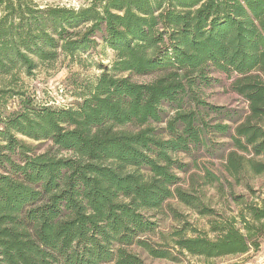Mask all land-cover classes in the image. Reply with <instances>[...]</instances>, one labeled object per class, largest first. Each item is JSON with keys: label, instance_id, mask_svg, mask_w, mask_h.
<instances>
[{"label": "trees", "instance_id": "trees-1", "mask_svg": "<svg viewBox=\"0 0 264 264\" xmlns=\"http://www.w3.org/2000/svg\"><path fill=\"white\" fill-rule=\"evenodd\" d=\"M0 12V108L6 95H23L13 89L21 74L61 55L101 42L115 54L76 107L23 101L1 121L0 264H143L135 247L152 258L174 261L176 251L211 261L259 248L264 198L247 201L234 189L255 194L252 182L264 180V0H92L78 9L0 0ZM210 68L234 77L248 102L244 118L203 100ZM156 74L147 84L131 80ZM164 122L167 138L150 126ZM195 151L223 159V173L204 168L186 190L176 170L188 165L175 156ZM209 185H227L237 215L213 223L214 238L181 229L179 250L154 246L147 236L158 224L147 212L176 199L212 216L195 189Z\"/></svg>", "mask_w": 264, "mask_h": 264}, {"label": "rangeland", "instance_id": "rangeland-1", "mask_svg": "<svg viewBox=\"0 0 264 264\" xmlns=\"http://www.w3.org/2000/svg\"><path fill=\"white\" fill-rule=\"evenodd\" d=\"M40 8L47 7H61L78 9L88 6L92 0H33ZM0 12V17H1ZM115 59L113 51L99 43V46L87 53H78L75 57L61 55L56 62L48 66L39 67L32 76L20 75L18 85L13 88L15 91H21L23 95L14 96L8 94L2 99L5 104L0 108V130L2 128L1 121L13 112L20 111L21 103L23 101H31L36 108L48 106L53 109L73 108L80 104L93 90L96 80L104 72L109 70ZM121 76V75H120ZM128 77V74H122ZM235 76V75H233ZM131 80L137 83H151L158 75L149 76H131ZM209 77L212 82L208 86L200 89L203 100L214 106L225 107L231 112H236L233 115L234 120L244 118L248 113V102L233 88L234 77L230 78L227 74L215 71L213 68L209 70ZM1 97V96H0ZM164 113L167 117L174 114V110L165 104ZM226 112L221 116L224 123H231L227 120ZM155 128L156 133L167 138L166 122L161 124L151 123ZM147 127V126H145ZM143 127V128H145ZM129 131H139L132 125L124 128ZM25 142L30 140L26 137L19 136ZM228 142L227 139L219 141ZM48 143L40 145L41 151L48 147ZM229 148V146H226ZM218 154L222 151L218 150ZM62 155L68 156L66 152ZM176 159L188 165V173L176 170L178 175L182 178V187L190 190L191 175L202 176L203 169L207 168L212 172L221 175L223 173V164L225 161L218 157L209 158L204 155L202 151L192 152L189 154H177ZM244 183L246 180L243 181ZM255 194L245 190L244 187H236L234 189L235 195H243L245 200L259 201L264 198V180L257 179L252 182ZM222 192L213 185L206 187H195L196 194L203 197L204 203L214 210V215H200L196 211L182 206L176 199L166 202L161 210L147 212L148 216H153L154 221L158 224L156 233L147 236L148 240L158 249L165 250H179L175 246L174 232L181 229L185 230L184 236H203L214 238L216 233L212 232V224L217 220L225 221L237 215L240 206L234 201L227 185ZM178 212V217L175 218V213ZM165 237V239H163ZM259 248H252L248 254L243 256L225 257L216 260L206 261L203 258L189 256L187 254L179 255L178 252L173 251L177 255V260H167L152 258L146 251L140 247L133 248V252L138 254L143 264H264V235L258 240Z\"/></svg>", "mask_w": 264, "mask_h": 264}]
</instances>
